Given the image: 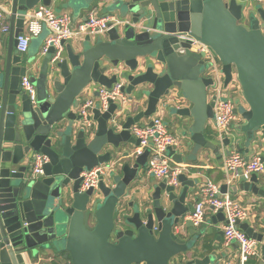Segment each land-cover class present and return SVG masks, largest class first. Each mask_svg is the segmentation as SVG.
I'll list each match as a JSON object with an SVG mask.
<instances>
[{"label": "water", "instance_id": "1", "mask_svg": "<svg viewBox=\"0 0 264 264\" xmlns=\"http://www.w3.org/2000/svg\"><path fill=\"white\" fill-rule=\"evenodd\" d=\"M68 1L81 8L94 0ZM103 1L104 16L115 19V27L94 39L62 42L64 53L54 63L50 48L35 77L36 58L18 54L16 38L25 14L39 3L49 7V0H11L7 46L0 54V264H25L24 256L30 264L63 252L71 264H210L211 254L199 259L206 252L200 244L203 228L186 219L192 208L189 189L195 187L186 174L178 176L179 193L163 179L150 203L135 208L129 202L134 208L120 211V221L115 220L148 158L147 150L136 158L121 151L127 144L138 146L129 129L149 120L161 100L187 128L183 148L192 146L185 161L202 149L218 151L204 136L213 118L207 94L212 84L206 76L209 66L202 53L190 51L191 38L217 58L225 86L232 74L239 84L247 109L234 137L247 141L248 159L255 133L264 139V3ZM26 73L36 90L34 102L21 88ZM119 81L127 96L135 93L136 102L145 101V109L132 115L110 102L104 113L92 111L93 135L75 125L79 116L74 107L84 89L91 84L111 88ZM38 156L46 161L42 173L33 176ZM168 156L175 164L184 161L172 149ZM108 164L113 168L100 178L97 189L80 191L82 171ZM237 192L251 194L258 207L264 201V180L253 175L249 181L220 186L221 194L233 197ZM215 219L224 220L221 211ZM261 224L256 228L253 219L237 223L259 244L264 264V220Z\"/></svg>", "mask_w": 264, "mask_h": 264}, {"label": "built area", "instance_id": "2", "mask_svg": "<svg viewBox=\"0 0 264 264\" xmlns=\"http://www.w3.org/2000/svg\"><path fill=\"white\" fill-rule=\"evenodd\" d=\"M246 1L251 5L264 3V0ZM4 12L5 7L0 5V19L3 18ZM116 24L117 21L112 17L99 16L95 10H91L87 13L85 20L73 25L69 14H57L49 7L37 6L25 14L23 31L16 38V52L20 55L26 54L30 39L37 37L42 31V27H45L49 32V36L41 48L40 55L46 56L50 48H53L50 63H54L64 53L62 42L67 44L75 39L83 40L86 37L94 39L97 36L105 35ZM7 31L6 27L3 28V32ZM189 39L191 40L190 51L197 54L202 53V60L209 66L206 76L212 80V84L208 87L207 94L208 101L213 105V118L208 122L207 126L215 137L218 147L222 149L226 147L224 141L230 140L234 136L235 125L237 126L242 122L241 114H238L233 102L234 99L231 98L233 94L229 92L230 88H234L236 79L234 74H232L230 82L225 86L224 75L217 58L212 55L205 45L191 38ZM123 84V82H117L111 88L95 84L89 85L95 88L86 91L87 98L80 104L78 110L75 111L79 116V120L77 121L78 127L85 133L93 135L96 122L93 120L92 111L95 108L104 113L107 111L110 102L117 103L123 108L129 105L131 99L122 92ZM21 88L29 99L34 102L36 90L31 83L29 73H26L22 77ZM86 89L88 87L84 90ZM237 89L241 92L238 83ZM94 93H96V96H94ZM163 105V103L158 104L156 112L150 120L152 125H149V122H147L134 124L130 127L131 136L135 140H138V146L131 152V156L136 158L147 150L148 158L145 164L147 175L158 181L166 179L168 186L176 188L179 186L178 176L184 173V167L182 168L181 165L175 164L168 156V151L170 149L176 150L180 146V142L177 136L168 132L162 117L159 115L164 110ZM263 146L264 139L260 132H256L252 141V147L256 151L252 155L249 154L247 160L245 154L236 149L224 151L221 166V171L224 175L222 185L229 187L242 181H249L253 175L259 176L262 174L264 172V155L261 153ZM45 161L46 158L44 156H38L37 161L31 169V175L41 174V166ZM112 168L113 165L108 164L82 171L80 174V191L84 192L90 188L97 189L100 178L107 177L108 172ZM206 209L213 216L219 211L222 212L224 217L221 227L223 247L234 248L223 260L222 264H247L251 258L260 255L259 244L249 238L237 225L238 222L239 224L245 223L252 219L250 217V209L233 199L232 196L221 194L220 186L208 180L199 187L194 207L188 217L193 226L203 227Z\"/></svg>", "mask_w": 264, "mask_h": 264}, {"label": "crops", "instance_id": "3", "mask_svg": "<svg viewBox=\"0 0 264 264\" xmlns=\"http://www.w3.org/2000/svg\"><path fill=\"white\" fill-rule=\"evenodd\" d=\"M10 4L11 0H0V5L5 7V12L3 13V18L0 19V54H4L7 41H8V31L10 27V22L6 18L9 14L10 10ZM105 2L103 0H94L92 3H89L86 7H75V4H71L68 0H49V8H51L55 13H67L70 15L72 19L73 25L78 24L79 22L85 20L87 13L91 10H95V12L99 16L106 15L103 10ZM254 5V4H253ZM37 6H42L41 3H39ZM36 6V7H37ZM7 28V32H3V28ZM49 32L45 27H42L41 33L37 37H33L30 39L29 47L26 52V54L21 55L24 59H29L31 57L36 58L35 61V68L32 70L33 76L37 77L38 72L41 66V60L43 56L40 55L41 48L44 45L45 40L48 38ZM81 42L80 39H75L70 43L76 44ZM16 53V52H15ZM123 82V81H119ZM92 85V84H91ZM95 87L88 86V89L84 90L81 96L77 99L76 105H75V111L78 110L80 107V104L85 101L87 98V90L93 89ZM135 93H132L130 99L131 103L129 105H126L123 110H131L132 115H135L137 112L145 109V101L142 100L141 102H136L133 98ZM94 96H96V93H94ZM160 103H163L164 110L163 112L159 113V115L162 117L164 122L169 123V128L167 127V130L170 134L174 136H180L181 139V147L175 151V154L181 155L182 164H179L184 167V173L186 174L188 180H194L195 181V187L194 189H189L190 191V199L192 203V208L190 213L192 212V209L194 207L196 194L198 192L199 187L205 183L207 180L212 181L214 184L218 186H222L224 181V175L221 171L222 166V154L223 152H227L231 149H236L237 151H240L241 153H244V151L248 148V143L245 140L244 137L241 138H235L234 136L229 140V145H225V148L218 147L217 141L215 137L213 136L212 132L208 134L206 140L210 142L211 144L215 145L218 149L217 152H214L212 150L202 149L198 153V155L192 160V161H185L189 157V148H183V142H186V138H183L185 130L187 128L181 126L178 122V119L172 115L171 111L168 108V103L166 101L162 100ZM122 110V111H123ZM126 119V118H125ZM151 120H141L139 123H147ZM190 122V120H189ZM77 122L75 123V125ZM235 125V124H234ZM233 125V126H234ZM78 126V125H77ZM236 126V125H235ZM208 127V126H207ZM210 129V128H209ZM211 131V130H210ZM234 133V132H233ZM135 146L131 145H124L123 152H128L129 155H131V152L134 150ZM250 152L253 151L255 153L256 149L253 148L250 145ZM249 152V154H250ZM259 152V150H258ZM261 153L264 155V146L262 148ZM260 179L264 180V172L259 175ZM161 181H158L151 176H148L145 170V167L139 170L137 180L132 184V186L129 188V191L127 193V196L125 198V204H128L129 202L136 201L137 199H141V197H144L147 202H151V194L154 189V187L159 184ZM181 187H178L176 190L177 193L181 191ZM139 194V195H138ZM233 199L239 201L243 206L248 207L250 209V217L255 221V226L260 227L261 221L264 220V201L262 203H259L258 207L254 205V197L251 194L245 193V192H237L235 196L232 197ZM257 205V204H256ZM121 210L118 209L117 212H115V220L120 221V213ZM190 213L187 215L186 219H188ZM213 215L210 213L208 209L205 211V217H204V225H203V236L200 239V244L202 245V248L206 252H202L199 255V259L203 258L206 254L212 255V262L210 264H222L223 260L228 256V254L234 249V248H224L223 247V239L220 235L221 227L223 225V221H219L215 219L212 220ZM183 228V226H181ZM176 232H179V229L175 230ZM63 254V253H62ZM63 256L56 255V257L53 256V254H47L45 256H41L39 259H36L30 264H63ZM262 262V256L258 255L257 257L251 258L247 264H261ZM24 263L29 264L27 258L24 256Z\"/></svg>", "mask_w": 264, "mask_h": 264}, {"label": "rangeland", "instance_id": "4", "mask_svg": "<svg viewBox=\"0 0 264 264\" xmlns=\"http://www.w3.org/2000/svg\"><path fill=\"white\" fill-rule=\"evenodd\" d=\"M72 42V41H71ZM229 92H231V94H233L232 96H231V98H233L234 99V105H235V107H236V109H237V111H238V114H241L244 110H245V108H246V103H245V101H244V99H243V97H242V95H241V92L237 89V83H236V81L234 82V88H230L229 89ZM235 92H236V94H235ZM164 125L166 126V127H168L169 128V123L168 122H164ZM177 137H178V139H179V142H180V146H179V148L181 147V139H180V136H178L177 135ZM178 148V149H179ZM250 154L252 155V154H254L253 153V151H251L250 152ZM139 195V194H138ZM144 197H141V199H137L136 201H132V202H134L135 203V205L136 206H134L135 208L136 207H138L137 206V204H139V203H141V202H147L145 199H143ZM147 203H150V202H147ZM134 207H132V208H134ZM132 208H130V207H128V204H123L122 205V207H120V209L119 210H121L123 213L124 212H126L127 210H130V209H132ZM129 212V211H128Z\"/></svg>", "mask_w": 264, "mask_h": 264}, {"label": "trees", "instance_id": "5", "mask_svg": "<svg viewBox=\"0 0 264 264\" xmlns=\"http://www.w3.org/2000/svg\"><path fill=\"white\" fill-rule=\"evenodd\" d=\"M210 132H211L210 129L208 127H206L204 130V136L207 137ZM61 255L64 258L63 264H71L70 259H69V255L66 252H63V254H61Z\"/></svg>", "mask_w": 264, "mask_h": 264}]
</instances>
